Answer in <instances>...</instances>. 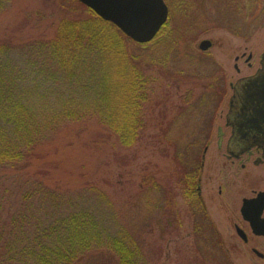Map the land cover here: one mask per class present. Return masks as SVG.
Segmentation results:
<instances>
[{
	"label": "trees",
	"instance_id": "trees-1",
	"mask_svg": "<svg viewBox=\"0 0 264 264\" xmlns=\"http://www.w3.org/2000/svg\"><path fill=\"white\" fill-rule=\"evenodd\" d=\"M165 1L171 10L175 0ZM56 2L54 15L60 19L54 30L42 28L45 16L33 24L26 18L0 42V264H149L135 230L116 221L107 191L80 187L69 195L46 184L41 172L30 171L47 146L87 133L86 144L111 145L113 159L128 166L122 151L135 147L147 129L152 68L130 52L138 42L79 0ZM11 4L0 0V14ZM163 28L143 44L157 50L160 44L191 42ZM225 94L226 82L216 77L198 101L206 112L198 113L193 136L168 139L173 161L168 174L161 182L154 174L141 180L143 197L159 193L154 203L166 227L185 230L194 264H235L196 189L201 156ZM39 189L45 194L36 198ZM90 192L97 195L92 202Z\"/></svg>",
	"mask_w": 264,
	"mask_h": 264
},
{
	"label": "rangeland",
	"instance_id": "rangeland-1",
	"mask_svg": "<svg viewBox=\"0 0 264 264\" xmlns=\"http://www.w3.org/2000/svg\"><path fill=\"white\" fill-rule=\"evenodd\" d=\"M56 1L58 0H11V6L0 14V42L26 18L31 19L33 24L45 16L42 28L49 26L54 30L60 19L54 15ZM181 1H184V5L180 4V0H175L172 4L168 24L163 32L173 29L180 40L182 35L190 37L189 44L180 42L173 47L160 44L157 50L143 43L129 46L131 53L140 56V63L152 68L148 72L152 76V82L147 129L142 131L135 147L122 151L128 155L130 164L124 166L115 161L111 145L98 148L86 144L89 136L87 133V136L83 134L81 137H73L69 141L63 139L54 146H47L44 156L30 170L33 174L41 172L38 177L45 178L46 184L54 188L60 186L61 191L69 195L77 194L80 187L88 189L95 186L107 191L113 203L116 221L135 230L150 260L149 264L194 263L189 260L191 255L184 238L185 230L175 232L166 227V217L156 209L154 203L159 198V193L155 191L148 198L143 197L142 178L154 174L161 182V178L168 174L166 170L173 166L170 158L172 148L168 139H177L183 135L189 139L193 136L199 126L198 113L204 110L198 101L210 92L216 77L226 82L227 90L214 119L209 140L211 145L206 157L214 162L221 157L223 161L226 140L231 135V130L225 124L232 94L229 83L253 73L259 67L264 53V0ZM34 31L36 30L31 35L38 36L39 33ZM203 40L212 42L207 51H202L199 47ZM249 54L252 55L251 68L246 60ZM236 65L239 69H236ZM190 106L196 107L192 109ZM187 107L189 108L186 109ZM179 113V121L176 120L171 125L170 121ZM219 131L223 138L222 147L217 145ZM162 152L167 157H162ZM212 164L207 161V165ZM210 170L206 169L203 175V196L210 215L228 243L229 223L236 213L233 205L240 193L233 195L234 199L231 197L233 203L230 206L224 205V197L217 195V185L223 175L214 171L215 168ZM9 183L10 181L5 182ZM13 190L14 196H18L20 188L15 186ZM33 193L32 190L31 195ZM44 194L45 191L39 189L36 198ZM89 196L91 202L96 200V193L90 192ZM209 198L213 201H209ZM177 200L180 207H183L181 197L178 196ZM47 204L49 205L48 200L45 207ZM235 263L241 264L236 259Z\"/></svg>",
	"mask_w": 264,
	"mask_h": 264
},
{
	"label": "flooded vegetation",
	"instance_id": "flooded-vegetation-1",
	"mask_svg": "<svg viewBox=\"0 0 264 264\" xmlns=\"http://www.w3.org/2000/svg\"><path fill=\"white\" fill-rule=\"evenodd\" d=\"M263 55L264 53L262 54L259 67H257L253 73L243 75L236 81H230L229 86L232 89V94L229 98V107L226 113L225 124L227 128L231 130V135L228 141L226 140V153L223 156V161L221 157L215 162L210 161L209 158L208 160L206 156L211 145V143H208L205 147V152H203L201 156L200 170L196 182L198 195L209 215L210 212L203 196L202 186L203 175L206 173V169L210 170L211 168H215L214 171L223 175L217 185V195L221 198L224 197L222 198V200H224V205L228 204V206H230L231 203H233L231 197L240 193V197L236 199L233 205V209L236 213L229 223L228 231L230 241L228 243H226V240L221 235L211 215L210 217L222 237L223 247L228 256L234 263L236 259L241 264H264V99L257 97L261 96L260 93L253 92L254 89H261V87L255 86L256 83L253 85L252 93L254 97L250 101L251 104L247 108V112L242 114L246 116L242 121H239L241 123L243 122L245 125H247L246 123L248 121V125L251 128L250 135H245L243 138L239 135L233 141L231 140L232 136H235L234 131L238 119L237 115H235V117L230 116V112L233 109V105L235 107L238 106L242 96L237 85L241 81L255 76L259 70L263 68ZM237 59H239V57H237ZM251 59L252 55L249 54L246 60L250 68L253 67ZM235 67L239 69L237 65ZM239 124L240 123H238V126ZM221 137L219 131L218 147L223 146V138ZM247 143L253 144H251L248 149L242 150V147ZM244 148H246V146ZM207 161L210 163L212 162L214 165H207ZM211 171L212 170H210V172ZM232 199H234V197H232ZM209 201H213V199L209 198Z\"/></svg>",
	"mask_w": 264,
	"mask_h": 264
},
{
	"label": "water",
	"instance_id": "water-1",
	"mask_svg": "<svg viewBox=\"0 0 264 264\" xmlns=\"http://www.w3.org/2000/svg\"><path fill=\"white\" fill-rule=\"evenodd\" d=\"M79 1L94 10L104 20L114 23L125 35L138 43H148L152 41L161 28L167 23L169 18V7L165 0ZM211 46L212 42L210 40H203L199 45L200 49L203 51H207ZM262 65L263 68L260 69L255 76L245 79L237 85L242 96L238 106L235 107L233 105L230 116L235 117V115H237L238 123L240 124L239 126L238 123L237 126L235 125V136H232V141L239 135L243 138V136L251 134L248 121L246 123L247 125L239 121H242L246 116L242 114L247 112V108L251 104L250 101L254 97L252 87L255 83V86H259L261 89H254L253 92L260 93L261 96H256L264 99V55ZM251 144L253 143H247L244 145L246 148L242 147V150L248 149Z\"/></svg>",
	"mask_w": 264,
	"mask_h": 264
}]
</instances>
